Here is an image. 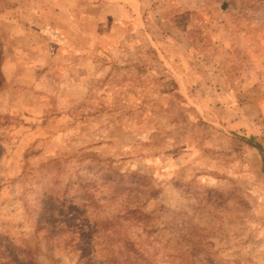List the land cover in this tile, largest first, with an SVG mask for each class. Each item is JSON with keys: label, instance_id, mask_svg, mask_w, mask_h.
I'll return each instance as SVG.
<instances>
[{"label": "rangeland", "instance_id": "obj_1", "mask_svg": "<svg viewBox=\"0 0 264 264\" xmlns=\"http://www.w3.org/2000/svg\"><path fill=\"white\" fill-rule=\"evenodd\" d=\"M0 264H264V0H0Z\"/></svg>", "mask_w": 264, "mask_h": 264}, {"label": "crops", "instance_id": "obj_2", "mask_svg": "<svg viewBox=\"0 0 264 264\" xmlns=\"http://www.w3.org/2000/svg\"><path fill=\"white\" fill-rule=\"evenodd\" d=\"M257 81V80H256ZM246 85V84H245ZM243 86V88H242V90H245V89H247V90H250V89H252L253 87H258V84L256 83V82H252L251 84H249V85H246V86ZM245 95H247V92H245ZM244 96V95H243Z\"/></svg>", "mask_w": 264, "mask_h": 264}, {"label": "trees", "instance_id": "obj_3", "mask_svg": "<svg viewBox=\"0 0 264 264\" xmlns=\"http://www.w3.org/2000/svg\"><path fill=\"white\" fill-rule=\"evenodd\" d=\"M141 214V213H140Z\"/></svg>", "mask_w": 264, "mask_h": 264}]
</instances>
